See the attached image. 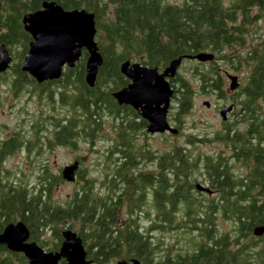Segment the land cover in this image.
Returning <instances> with one entry per match:
<instances>
[{
  "label": "trees",
  "instance_id": "1",
  "mask_svg": "<svg viewBox=\"0 0 264 264\" xmlns=\"http://www.w3.org/2000/svg\"><path fill=\"white\" fill-rule=\"evenodd\" d=\"M43 1L0 0V45L20 44L19 57L25 54L31 37L22 17L39 9ZM55 1L64 9L85 8L94 13L95 40L103 58L95 84L85 82V50L73 68L64 67L59 82L38 84L17 63L10 84L16 91L24 85L46 89L50 100L54 93L66 106L68 118L53 121L49 116L53 126L47 136L50 147H75L78 139L91 146L101 134L103 118L110 119L104 135L110 144L99 181L105 190L95 192L96 179L78 167L75 180L82 182L60 203L54 189L63 180L61 173L52 176L44 167L29 185L0 170V232L7 223L22 220L30 240L45 250H58L62 242L59 226L67 222L70 228L79 223L75 232L97 264L131 258L143 264H264V234L254 236L252 232L256 225H264V41L245 54L229 53L244 46L247 25L264 14V0ZM201 51H212L214 59L216 54V59L249 68L240 103L248 115L247 125L242 130L225 126L215 136L227 143L228 156L223 152L196 156L185 146L153 151L136 139V134L148 133L145 121L112 96L129 82L120 64L138 61L163 70L172 59ZM194 69L192 79L178 76L172 85L175 107L169 120L178 127L192 109L196 88L223 92L217 69ZM54 83L57 87L52 90ZM255 101L262 104L257 107ZM22 144L30 150L29 140L19 132L0 142V169L6 156ZM229 158L246 165L245 173H233ZM141 162L148 164L142 167ZM196 176L215 189L217 196L197 190L193 185ZM219 215L232 222L230 231L219 228ZM179 228L190 234L189 246L175 253L160 250L162 241L154 233ZM46 232L52 236L50 241L44 238ZM0 264H26V259L0 245Z\"/></svg>",
  "mask_w": 264,
  "mask_h": 264
},
{
  "label": "rangeland",
  "instance_id": "2",
  "mask_svg": "<svg viewBox=\"0 0 264 264\" xmlns=\"http://www.w3.org/2000/svg\"><path fill=\"white\" fill-rule=\"evenodd\" d=\"M172 1L176 0H169V2ZM247 28V32L244 34V46L234 47L229 53L245 54L250 49L256 48L260 43H263L264 14L254 23L247 25ZM7 49L12 56V61L10 66L4 72L0 73V142L9 138L13 132H19L20 136H23L25 140H29L31 146L29 145L30 150L28 151L26 147H23L24 144H22L14 152L7 155L1 164L2 167L0 170L9 171L11 174L9 176L10 179L13 178V180H15L22 178L23 181L32 185L37 181V177L44 167L47 168L52 176L56 174L60 175V170L63 166L72 163L74 160H78L79 168L84 170L85 176L94 177L96 179V183L94 184L95 192L98 190H105V187H103L99 181L103 177L102 162L105 158L104 153L110 144V141L104 136L107 134V129L109 128L107 122H109L110 119L107 116L103 118L104 125L101 134L91 146L84 143L81 139H78L75 147L58 145H52V147H50L48 141L51 137H47L51 134L53 127L50 117H54L52 120L55 121L61 116L67 117L69 112L67 111L66 106H62L60 102L57 101L58 96L54 93L53 100H50L45 93L46 89H34L33 86L28 85H24L17 91L12 88L10 83L14 76L13 69L17 63L22 64L24 54L22 57H19V54L23 51L20 44H14L11 48L8 46ZM215 57L218 58L216 54ZM214 60L215 62L213 64H199L193 59H183L174 77L170 78V83L171 86H174L176 82L175 79L178 78V76L192 79L195 67L199 70L217 69V71L218 68H220L221 70H228L230 73L238 75L240 77V84L233 94L234 98H236L237 108L235 109L234 114L228 118L229 121H222L217 107H212V104L215 102L223 103L228 106L229 100L231 99L225 92L229 80L227 78L224 79L223 76L222 88L225 94H223L222 102H217V96L216 93H214V90L203 92L196 88V92L193 96L192 109L178 127L172 120H169V113L173 110V106L175 107V103L172 102L173 98H171L167 119L173 126L178 128V133L173 136L168 132L157 135L138 133L136 134L137 140L157 152H161L165 149L168 150L173 147L185 146L189 153L195 154L196 156L213 152H223L226 156L230 154V151L227 149V143L219 141L215 136L221 134L220 132L223 131L225 126H233L237 130H242L247 125L248 115L247 112L244 113L240 103L241 100L245 98L243 88L247 82L246 76L248 75L249 68L237 65V63L235 65L231 62L224 61L222 58ZM60 77L55 79V82H57ZM50 81L54 82L53 80ZM56 85L57 84L54 83V85L50 86L52 90H55V87H57ZM47 100L49 102H54L53 108L50 106L52 102L49 104ZM204 101H209L211 105L206 107ZM260 104H262V101H255V106L259 107ZM188 140L191 141V144H188ZM228 160L229 164L232 166L233 173H245L246 165L232 158H229ZM142 162L146 161L143 160ZM142 162L140 163L142 167H145V165L147 166L148 163L144 164ZM75 175H77V170L75 171ZM81 182L82 179H77L75 181H67L63 179L61 183L55 186L54 198L58 202L63 203L74 194L77 188H79L78 186ZM195 183L206 185V182H204L200 176L197 177V180L193 181V185H195ZM215 196H217V194ZM122 211L120 214L121 219H125V213ZM216 219L221 230L230 231L232 229V222L227 218L219 215L216 216ZM143 224L146 225L147 223ZM68 228L69 224L67 222L59 226L60 231ZM77 228H79V223L72 224V227L69 229L77 232ZM154 236L155 239L162 241L160 250L168 248L172 253L182 252L181 249L190 244V234L183 228L155 232ZM44 238L50 241L52 236H50L49 232H46ZM262 242L264 244V240H262ZM257 245L260 244L258 243ZM119 260L124 259H116L109 264H114Z\"/></svg>",
  "mask_w": 264,
  "mask_h": 264
},
{
  "label": "water",
  "instance_id": "3",
  "mask_svg": "<svg viewBox=\"0 0 264 264\" xmlns=\"http://www.w3.org/2000/svg\"><path fill=\"white\" fill-rule=\"evenodd\" d=\"M24 30L31 40L24 54L21 70L31 75L38 83L58 79L64 67L73 68L87 52L85 61V82L93 86L99 66L103 62L95 35L94 13L85 8L64 9L55 0H44L41 7L23 15ZM194 59L199 62L211 61L214 54L201 51L193 55H184L172 59L168 65L159 70L147 67L138 61L125 60L120 64L121 74L129 80L123 88L112 92V96L119 105H128L136 110L140 117L147 120L148 133L177 134L178 128L167 119L173 88L169 78H173L183 59ZM12 61V56L5 44L0 45V73L4 72ZM229 89L239 87L236 75H228ZM209 102L205 101L204 105ZM232 105L224 106L220 117L225 120L226 113L232 110ZM79 161L74 160L60 170L64 180L74 181L75 171ZM195 188L199 191L211 193V189L201 183ZM254 236L264 234V225L253 228ZM62 242L55 252H46L34 240H30V231L22 220L9 222L0 232V245L12 252L23 253L27 264H57L63 257L66 264H91L87 259L86 249L82 238L71 229L61 231ZM115 264H143L137 258L119 260Z\"/></svg>",
  "mask_w": 264,
  "mask_h": 264
},
{
  "label": "flooded vegetation",
  "instance_id": "4",
  "mask_svg": "<svg viewBox=\"0 0 264 264\" xmlns=\"http://www.w3.org/2000/svg\"><path fill=\"white\" fill-rule=\"evenodd\" d=\"M215 59H216V57H215ZM194 60V59H193ZM196 62H198V63H206V64H213L214 62H215V60L213 59V60H211V61H206V62H199V61H197V60H195ZM218 72L220 73V75H221V77H223L224 76V79L225 78H227L228 80H229V78H228V75L229 74H231V75H236V74H233V73H230L228 70H221L220 68H218ZM236 76H238V75H236ZM238 79H239V83H240V77L238 76ZM129 81V80H128ZM169 82H170V78H169ZM129 83V82H128ZM171 84V83H170ZM237 89H235V90H231V89H229V84H228V87H227V89L225 90V92L227 93V96L229 97L230 96V100H229V104H228V106L229 105H232L233 107H232V110H230V111H228L227 113H226V115H227V117H226V119L225 120H222V118H221V120L222 121H227L228 120V118H230V116H232L233 114H234V112H235V109L237 108V104H236V98H234V92L236 91ZM223 91V90H222ZM225 92H222V93H220L219 91H214V93H216V96H217V102L218 101H221L223 98V94H225ZM205 102V101H204ZM209 102V101H208ZM222 102V101H221ZM211 105V103L209 102V104L206 106V107H209ZM217 107V110H218V113H219V116H220V111H221V109L224 107V106H227V105H225V104H221V103H214V104H212V107ZM142 118V117H141ZM144 121H145V130H146V127H147V124H148V122H147V120L146 119H144V118H142ZM229 121V120H228ZM224 124H226V123H224ZM147 132V131H146ZM150 135H157V134H162V133H149ZM246 138V137H245ZM226 148H227V146H226ZM228 149V148H227ZM229 150V149H228ZM230 151V150H229ZM231 153V152H230ZM246 171V170H245ZM205 186H207V187H209L210 188V186L206 183V185ZM211 189V193L209 194L210 196H214V195H216L217 194V192H216V190L215 189H213V188H210ZM204 192V191H203ZM205 193H207V192H205ZM208 194V193H207ZM44 251H46V252H50V251H52V252H55V251H57V250H44ZM18 253H20V252H18ZM23 254V253H22ZM86 254H87V250H86ZM24 255V254H23ZM25 259H26V257H25ZM87 259H90L91 260V264H97V263H95V261H93L91 258H89L88 257V254H87ZM117 262V261H116ZM67 263V261H66V259L65 258H63V257H61L59 260H58V262H57V264H66ZM26 264H27V259H26ZM115 264V263H114Z\"/></svg>",
  "mask_w": 264,
  "mask_h": 264
}]
</instances>
